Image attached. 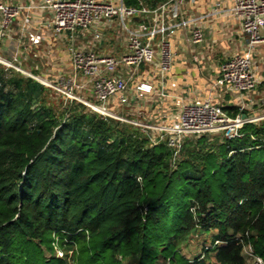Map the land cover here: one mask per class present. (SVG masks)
<instances>
[{
	"label": "trees",
	"instance_id": "16d2710c",
	"mask_svg": "<svg viewBox=\"0 0 264 264\" xmlns=\"http://www.w3.org/2000/svg\"><path fill=\"white\" fill-rule=\"evenodd\" d=\"M48 92L0 63V264H68L71 250L75 264H247V243L264 258V118L187 136L175 159L165 139Z\"/></svg>",
	"mask_w": 264,
	"mask_h": 264
},
{
	"label": "built area",
	"instance_id": "2783aa9c",
	"mask_svg": "<svg viewBox=\"0 0 264 264\" xmlns=\"http://www.w3.org/2000/svg\"><path fill=\"white\" fill-rule=\"evenodd\" d=\"M185 1L166 0L154 9H149L112 0H42L40 7L52 12L51 26L55 35L70 32L73 36L78 30L97 28L102 23L111 25L115 19L133 22L140 15L153 14L152 24L141 17L135 29L127 27V48L121 56L101 55L93 49H80L72 45V75L60 77V86H53L63 90L70 99L81 100L75 92L91 90L97 103H105L117 97L121 104H129L132 99L144 97L153 90L150 82L137 81L133 88L130 82L142 65L157 61V76L161 82V92L165 93V78L173 64L172 35L176 28L187 30L184 38L188 44H198L204 40L201 26L192 27L191 20L185 16ZM234 1L233 12L242 30L249 36V49L234 54L220 65V75L215 86H225L229 90L244 93L255 90L260 83L253 67L252 49L264 43V0ZM23 9L24 6L20 4L0 3V43L12 34L13 22ZM168 18L174 21L168 23ZM24 21L30 23L31 17L25 16ZM100 36V32L96 31L95 37ZM30 38L36 43L40 40L33 35ZM16 60V56L11 60L0 56V63L23 71ZM123 68L127 69L126 74L120 72ZM86 103L99 109L90 102ZM180 105L178 114L173 116L174 122L156 127L165 132L167 145L175 151L180 149L187 136L222 131L225 137L232 138L239 135V128L244 123L258 120L256 117L242 115L233 117L222 102L209 97L201 102L183 99ZM119 119L123 118L119 116ZM54 246L57 255L63 256L64 250L57 241H54ZM71 254L72 250L67 262L75 264ZM244 255L251 260V264H264V258L255 252L251 243L244 245Z\"/></svg>",
	"mask_w": 264,
	"mask_h": 264
},
{
	"label": "crops",
	"instance_id": "0c3cea01",
	"mask_svg": "<svg viewBox=\"0 0 264 264\" xmlns=\"http://www.w3.org/2000/svg\"><path fill=\"white\" fill-rule=\"evenodd\" d=\"M112 1L124 2V0ZM0 3L24 6L23 11L13 22L12 34L7 36L13 37L15 40H3L0 56L9 60L10 58L6 57L10 51L7 48L8 44L13 42L16 45L18 43L24 53V57L19 55L18 62L21 65L20 57L26 60L27 54L29 56L33 52L36 56L43 58L44 53L42 51L44 52L46 46L50 45L52 47L50 53L53 55L52 68L55 73L70 72V47L72 45L80 49H93L101 55L121 56L127 48V27L135 29L137 26L133 25L135 21L115 19L111 25L102 23L97 28L78 30L73 36L70 32L55 35L51 26L52 12L40 7L42 0H0ZM234 4V0H186L184 4L185 16L191 20L192 27L201 26L204 32V40L198 44H188L184 38L187 30L182 27L176 28L174 35H172L173 64L165 78V93L159 92L157 61L152 63L153 65H142L139 69L142 71L141 78L131 80L133 86L137 81L152 83L153 90L146 93L142 98L151 101L157 95L156 105L167 110L166 115L171 123L174 122L176 112L180 109L181 100L201 102L208 97L216 102H222L225 106L237 105L245 108L250 117L264 118V113L257 110L262 106L264 107V43H259L252 49L253 67L260 81L258 86L260 85L261 92H257L258 87L252 92L238 93L227 89L225 86H215V81L220 75V65L234 54L243 53L249 49V36L242 30L240 21L233 12ZM28 15L31 17V22L26 24L24 18ZM141 17L145 18L149 24L153 23L152 13L145 16L140 15L137 19L141 20L139 19ZM172 21L174 19L168 18L167 20L168 23ZM110 28H113L112 31L116 34L109 35L112 39L103 37L102 31ZM96 31L101 34L99 38L95 37ZM118 33L124 34L122 39ZM31 35L39 37V42H33L30 38ZM21 37H25V39ZM17 52L20 54L18 50ZM43 70L40 72L43 73ZM120 72L126 74L127 69H120ZM152 72H154L153 76L151 75ZM257 97H260L263 103H259ZM120 104L118 98L115 97L112 107L115 108L116 105ZM256 104L259 105L256 106ZM105 105L110 107L109 103ZM155 110H157L156 107L152 110L153 116L156 115L154 114Z\"/></svg>",
	"mask_w": 264,
	"mask_h": 264
},
{
	"label": "rangeland",
	"instance_id": "374dc122",
	"mask_svg": "<svg viewBox=\"0 0 264 264\" xmlns=\"http://www.w3.org/2000/svg\"><path fill=\"white\" fill-rule=\"evenodd\" d=\"M137 21H138V19L133 23V25H136ZM114 22L115 21H113L112 23H114ZM112 30H113V28H110L109 30L107 29V30L102 31L103 37H108V38L112 39V37H109V35H111V34L115 35L116 34V32H114ZM118 34H119V37L122 39L123 38L122 36H124V34H122V33H118ZM21 38L25 39V37H21ZM5 39L7 41V39H13V37H5ZM114 39H115V37H114ZM14 40L15 39H13V41ZM127 41H128V39H127ZM2 43H3V41L0 43V47L2 46ZM8 45L9 46L7 48L10 49V51H8L9 53L6 57L10 58V60H11V59H13V56L14 57L16 56L17 57L16 62L19 61V55L24 57V53L21 51L20 45H18V43H16V45H14L12 42ZM17 50L19 51L20 54H18ZM50 50H52V47L50 45L46 46V49L44 52L41 50L42 53H44L43 58L41 56H39V57L36 56L35 54H33V52H31L28 56V54L25 52V54H27V59L25 60L22 57H20L21 65L19 62L17 63V65H20V67H22V69H23V71H20V73H23L27 76L34 75L35 77L34 76H32V77L39 80L40 82H42L44 85H46L48 87V89H49L48 98L52 101V103L55 106H59V105L65 106V104L67 103V101H69L70 98L66 95V93L63 90L57 89L53 85L58 84L60 86V79H61L60 77H67V76L72 75V65H71L70 72L69 71L66 73H62V72L55 73V72H53L52 62H51L53 59V57H52L53 55H52V53H50ZM1 64L6 65L4 63H1ZM41 70H43L44 72L43 73L40 72ZM139 72H138L139 74H136L134 76L135 80L136 79L138 80L139 78H141L142 71H139ZM153 73L154 72L151 73L152 76H153ZM158 83L160 85L159 86V92H161L162 88H161V82L159 81V79H158ZM132 84H133V81L130 82V86H133ZM62 88H64V87L62 86ZM259 91L261 92L260 85L257 88V92H259ZM75 93H76V95H78L80 97V99L82 101L79 99H77V100L85 103L86 105H88L86 103V101H87V102H90V103H92L98 107L103 108V110L102 109H96V108H93V109H95V110H97L103 114L110 115V116H113L116 118H119V116H120L123 118L122 119L123 121H127L129 123L134 124L137 127H140L144 130H147L149 135L151 136L152 140L161 141V140L165 139V132L159 130L156 127H159L161 125H168L169 123H171V121H169L167 118L168 117L166 115L167 110L163 109L160 105L159 106L156 105L157 102L155 99H156L157 95L154 97V99H151V101H149V100L147 101L141 97L138 99H132L129 104H120V105H116L115 108H113L112 107L113 106L112 104L114 103L113 98H111L110 100H108L105 103H97L95 101V98H94L92 92L89 90H83L81 92L77 91ZM158 96L160 97V95H158ZM257 99H259L258 100L259 103H261V102L263 103V100L261 101L260 97H257ZM38 102H39V99L36 98L35 104H38ZM61 102L63 103V105L61 104ZM108 103L110 104V107L105 105ZM258 105L259 104H256V106H258ZM155 107L157 108V110L154 111V114H156V115L153 116L152 110H154ZM104 109H105V111H104ZM257 110L261 111V113H264V107L263 106L261 108H258ZM178 112L179 111H177L176 113L178 114ZM220 134H222V131L211 132L208 134V137L212 141L216 137L220 138ZM190 138H193V137L190 136ZM183 141H182L180 149L178 151H175V156H176L175 159H178V156L180 155V151L183 147ZM197 236H199V235H196V237L193 240H191L187 246H185L183 248V252H184L185 256L193 258L194 256H196L200 252L201 243H200V240L197 239ZM46 254L50 255V252L46 251ZM246 260H247V264H251V260L249 258H246ZM162 263H163V258H160V260L158 261V264H162ZM123 264H132V261L125 260L123 262ZM166 264H169V262L167 261Z\"/></svg>",
	"mask_w": 264,
	"mask_h": 264
},
{
	"label": "water",
	"instance_id": "95a60500",
	"mask_svg": "<svg viewBox=\"0 0 264 264\" xmlns=\"http://www.w3.org/2000/svg\"><path fill=\"white\" fill-rule=\"evenodd\" d=\"M247 115L244 113V114H242V117H246Z\"/></svg>",
	"mask_w": 264,
	"mask_h": 264
},
{
	"label": "bare ground",
	"instance_id": "6f19581e",
	"mask_svg": "<svg viewBox=\"0 0 264 264\" xmlns=\"http://www.w3.org/2000/svg\"><path fill=\"white\" fill-rule=\"evenodd\" d=\"M97 108H99V109H102L103 110V108H101V107H98V106H96ZM105 111V110H104ZM112 113V112H111Z\"/></svg>",
	"mask_w": 264,
	"mask_h": 264
}]
</instances>
